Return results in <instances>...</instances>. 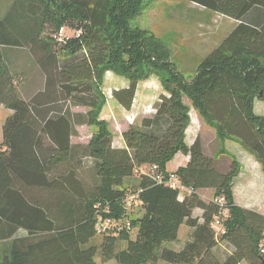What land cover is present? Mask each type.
Wrapping results in <instances>:
<instances>
[{
	"label": "trees",
	"instance_id": "16d2710c",
	"mask_svg": "<svg viewBox=\"0 0 264 264\" xmlns=\"http://www.w3.org/2000/svg\"><path fill=\"white\" fill-rule=\"evenodd\" d=\"M30 1L38 5L29 8L30 29L19 2L0 20V42L10 56L24 47L29 67L19 77L0 55V104L10 111L0 145V242L11 241L0 264H97L98 255L118 264H264V212L235 203V162L221 171L199 136L186 142L191 118L184 100L186 93L219 140L239 141L264 166V117L253 106L255 92L264 100V0H189L237 23L187 80L157 56L147 29L132 24L146 0H61L65 12L48 0ZM61 27L74 32L57 41ZM146 57L170 75L167 93L115 146L100 117L98 80L107 71L132 73L127 87L112 92L130 109ZM31 64L36 76L27 80ZM79 125L97 129L75 142ZM178 152L190 158L169 173ZM143 165L152 169L141 172ZM137 173L139 182L126 185ZM172 175L193 191L181 197L166 181ZM207 188L214 190L209 201L200 194ZM131 192H139V214H127L136 237L121 225L97 242L100 221L123 219ZM216 219L225 230L220 235ZM183 224L192 228L191 239L168 247ZM20 229L26 234L16 235Z\"/></svg>",
	"mask_w": 264,
	"mask_h": 264
},
{
	"label": "rangeland",
	"instance_id": "374dc122",
	"mask_svg": "<svg viewBox=\"0 0 264 264\" xmlns=\"http://www.w3.org/2000/svg\"><path fill=\"white\" fill-rule=\"evenodd\" d=\"M14 0H0V15L5 13L7 8ZM50 4L52 9L65 12L66 9L62 5L61 0H52ZM19 2L22 9L20 16H26L27 28L30 29L28 21L34 20L35 17L30 14V6H38L30 0H15L14 3ZM57 10V11H58ZM230 17L211 11L203 6L190 2L189 0H146L143 7L142 14L132 20L134 26H140L147 29V39L155 38L159 47L158 54L161 60H168L173 65L176 72H182L184 78L190 79L193 75L197 65L206 56V54L216 46L230 30L233 20ZM22 17H20L21 23ZM69 24V23H68ZM72 24V23H71ZM78 24L75 21L73 25ZM72 25V26H73ZM67 32L72 34L73 29L68 27ZM140 70L139 83L134 99V105L131 110H125L114 99L112 92L114 88L128 84L133 75H123L113 71H107L98 82L100 89L104 93V98L100 106V117L105 116L113 136L118 138L121 135L123 128L130 124H139L144 116L150 115L153 108V102L159 100L162 93H167V81L170 78L166 72L156 68L154 62L150 57L142 59V66ZM27 68H29L27 66ZM34 66L30 65L29 75L36 76L33 73ZM169 83V81H168ZM30 84V82L28 83ZM171 84V83H170ZM256 99V113L263 116L264 114V100L258 97V92H255ZM184 100L190 108L191 116L195 113L202 117L204 124V132L209 131V122L201 115L200 111L193 106L190 97L185 93ZM254 106V102H253ZM84 110V107L76 108L75 110ZM10 111L0 104V145L3 139V123ZM191 118V117H190ZM82 133L73 137L75 142H86L90 139L96 126L86 125L81 127ZM221 149V148H220ZM245 158L237 153L230 154L226 149L222 148L216 154L217 167L221 171H227L231 164L235 162L238 167V173L232 183L234 194V201L236 204L254 208L258 211L264 212V166L258 161L253 153L249 150L244 151ZM249 159L251 162H249ZM253 161V162H252ZM145 171L147 169L145 168ZM204 199L210 200L214 194V190L201 192ZM139 214L138 210H133L129 213L130 218L136 217ZM128 215L123 219L116 221L117 224L128 220ZM123 223V224H124ZM184 227V226H183ZM115 228H110L105 232H114ZM188 227H184L181 237L178 241L183 240L188 234ZM98 235L96 241H100L102 234ZM26 231L20 229L16 235H25ZM138 234V227L132 225L130 235L135 238ZM177 241V240H176ZM175 243L174 245L177 244ZM11 241L7 240L0 242V258L9 253ZM124 243L122 244V247ZM97 264H118L114 258L104 261L100 255L96 258ZM246 264V263H243Z\"/></svg>",
	"mask_w": 264,
	"mask_h": 264
},
{
	"label": "crops",
	"instance_id": "0c3cea01",
	"mask_svg": "<svg viewBox=\"0 0 264 264\" xmlns=\"http://www.w3.org/2000/svg\"><path fill=\"white\" fill-rule=\"evenodd\" d=\"M14 2H15V0L7 8L5 13H2V15H0V20L2 18H4V16L7 14V12L10 10V8L13 6ZM229 19L233 20L234 22H233L230 30L224 36H226L232 30V28L235 26V24L237 23L236 20H234L232 18H229ZM0 32L3 33L4 31L1 30ZM0 55L2 56V58L4 59L5 63L8 65V67L12 66V70H13L14 73H16L19 77L20 76H24L26 68H27V66H26V49L24 47L18 46L17 50L15 51V54L10 56V53H9V51L6 48V45L4 43L0 42ZM18 82H20V81H18ZM128 85H129V83L125 84V85H122L120 87H116L114 89L127 87ZM116 102L121 107H123L117 100H116ZM133 105H134V102H133ZM133 105H132V107H133ZM132 107L130 109H126L125 107H123V108L125 110H131ZM255 108H256V99L254 100V109ZM255 113H256V110H255ZM103 114H102V117L104 119L105 116H103ZM262 115H264V114H262ZM190 117H191V121H190L189 126L186 129V142L188 144H192L195 141V139L199 136L201 138V140H202L204 151L208 155H213V154L216 155L218 153V151L221 150L220 148H223V149L225 148L227 153H230V154H233V155H234V153H237L240 156H242L243 158L246 157L244 151H246L248 149H246L239 141H237L235 139H232V138H224V139H220L219 140L218 132H217V130H216V128L214 126L210 125V127H208L209 131H205L204 132L203 129L205 127H204V124L202 122V117L199 116L196 113L194 115H192V116L190 114ZM105 119H107V118H105ZM83 126H86V125L77 126L78 131L81 132L82 131L81 127H83ZM125 130H126V128L122 129L121 135H118V138L114 137V145L115 146H123L124 145L125 142H124V139H123V132ZM189 158H190V156L185 154V153H183V152L176 153L175 156L167 163V166H166L167 172H169V173L175 172L180 166L185 165L188 162ZM249 162H251L250 159H249ZM145 168L147 169V171H150L152 169L148 165H143V166H141L140 171L141 172H146ZM139 175H140V173H137L136 175H133L131 177L126 178V180H125L126 185L137 184L139 182ZM211 190L213 191V189H211V188L200 189V194L204 198V196L202 195L201 192L211 191ZM201 213L202 212H201L200 209L196 210V212H195L196 215H201ZM183 226L184 227L185 226L188 227L189 232H188V234L186 235V237L183 240L178 241L180 239L181 233H182V231L184 229ZM192 232H193L192 228H190L186 224H183L180 227L179 237L177 239L178 242L175 240L177 242V244L174 245L173 243H175V242L171 241V242H168L166 245L168 247L173 248V249H180V248H182L185 245V243L188 240L191 239Z\"/></svg>",
	"mask_w": 264,
	"mask_h": 264
},
{
	"label": "built area",
	"instance_id": "2783aa9c",
	"mask_svg": "<svg viewBox=\"0 0 264 264\" xmlns=\"http://www.w3.org/2000/svg\"><path fill=\"white\" fill-rule=\"evenodd\" d=\"M66 36H67V32H66V29L64 27H61L56 32V34H54V38L57 41L65 40ZM158 179L160 181L163 180L162 177H160V176L158 177ZM166 181L171 187L177 188L179 190L181 197H183L185 194L191 193L193 191L192 187L184 185L177 176L172 175V176L168 177V179ZM219 201H222V199H219ZM138 203H139V192L129 193L126 197V204H125L126 215L131 213L133 210H135L138 206ZM122 225L127 229H132V223H131L129 218ZM117 227H121V225L117 224L116 220H111V221L101 220L99 223L98 231L99 232H105L106 230H108L110 228L117 229ZM213 227H214L217 235H220V234L225 232L224 227H223V225L219 219H216L214 221Z\"/></svg>",
	"mask_w": 264,
	"mask_h": 264
}]
</instances>
